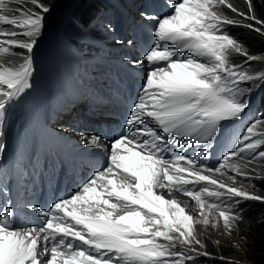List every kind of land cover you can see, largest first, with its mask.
Listing matches in <instances>:
<instances>
[{
  "label": "snow or ice",
  "instance_id": "snow-or-ice-1",
  "mask_svg": "<svg viewBox=\"0 0 264 264\" xmlns=\"http://www.w3.org/2000/svg\"><path fill=\"white\" fill-rule=\"evenodd\" d=\"M244 2L247 12L231 0H166L165 12L141 13L154 40L129 61L144 76L124 130L110 144L96 132L81 136L87 147L105 155V162L47 210L26 204L39 219L21 220L11 201L0 203V264H193L200 256L211 258L184 247L206 246L198 226L238 231L245 218L241 203H264V197L192 169H235L246 179H264L230 161L241 156L264 162V131H257L264 114L244 126L215 166L199 162L205 151L190 155L185 149L207 146L223 125L242 120L250 104L248 85L264 82V70H249L250 62L264 56L250 54L228 31L242 27L264 35V19L255 15L253 0ZM89 4L69 0L71 15L77 17ZM53 8L46 0H0V138L8 107L32 87L33 53ZM234 56L244 60L236 63ZM4 148L0 142V153ZM174 191L191 198L195 207L167 198Z\"/></svg>",
  "mask_w": 264,
  "mask_h": 264
},
{
  "label": "trees",
  "instance_id": "trees-1",
  "mask_svg": "<svg viewBox=\"0 0 264 264\" xmlns=\"http://www.w3.org/2000/svg\"><path fill=\"white\" fill-rule=\"evenodd\" d=\"M57 1L58 0H46V2L51 3L53 6L54 4H56ZM90 1L91 3L89 4V7L86 10L79 13L77 17L68 19V24L70 26L83 24L85 27H87L88 17L91 13V10L94 8V6L98 4L99 0ZM231 2L241 11H248L247 5L245 4L244 0H231ZM253 7L255 10V15L260 19H264V0H253ZM222 10L227 15L234 16V14L231 13L230 10L226 8ZM229 28L231 34L238 37L246 45L250 54L264 56V35H260L259 33L249 30L247 28L231 26ZM234 58L237 61L244 60V57L242 56H234ZM250 63L254 64L252 66L254 69H258L264 66V60L254 62L252 61ZM262 127L264 128V125H262ZM253 185L256 187L262 185L261 188L264 190V184H259L257 180L253 183ZM241 205H244L242 209L244 210L245 218L242 223H239L238 231H234V233L236 234V236H239L245 241H247V245L252 248V250L248 249V252L251 251L252 253H248L246 256L250 263L264 264V203L252 202L251 205L248 203H241ZM204 239L206 246H204L203 248L205 251L220 257L222 255H228L232 253L229 247L225 246L224 244L215 245L213 241H210L206 238ZM203 258L205 261L208 262V259L206 257ZM213 262V264L220 263L219 259H214Z\"/></svg>",
  "mask_w": 264,
  "mask_h": 264
},
{
  "label": "rangeland",
  "instance_id": "rangeland-1",
  "mask_svg": "<svg viewBox=\"0 0 264 264\" xmlns=\"http://www.w3.org/2000/svg\"><path fill=\"white\" fill-rule=\"evenodd\" d=\"M58 2L59 3H56V5H58V6L55 5V7H57V9L53 10L50 15L46 16V19L49 17V21H52L53 24H55V22H57L60 19H63V21H64V18L67 19L66 15L69 16V19L73 18V16L70 14L69 0H58ZM90 3H91V1H90ZM97 22H98V19H93L92 22L88 23V29L91 31V33L96 34V35H100L102 37V39L108 38L107 31L105 29H103ZM76 26H78V25H76ZM71 27H75V26H71ZM54 30H55L54 26L47 27V35L43 38H40L38 41V42L46 43V47H47L46 56L47 57H48V53L50 51L58 52V46L56 44V38H57V36L61 35L62 33H58V31L56 32ZM74 37H76L78 39V43H79V41L84 42V37L82 35L75 34ZM90 40L94 43V45L98 44V42H96L94 38H91ZM49 60L53 61V56L50 57ZM258 84H259V82H256L255 84L250 83L248 85L249 87L252 88V91H251V94L249 95V97L252 95H255L256 90L259 88ZM232 164L235 165V164H237V162L236 163L233 162ZM256 167H263L264 168V163H258L256 165L246 166V168L248 170H250L252 175L258 176V177H264V172L259 173V171L256 169ZM230 172H226V173L229 175H232V176L235 175L234 169L230 170ZM222 175L223 174H218L216 176H212V179L220 180L223 184H225L227 186L234 187V188L241 189V190H245L252 195L264 197V190L261 188L262 185H259L258 187H256V186L254 187L252 185V183H250L249 181L241 180V178H239L238 175H236L239 178L238 183L227 184V183H224V179L222 178ZM254 180L255 181L257 180L260 184H264V179L258 178V179H254ZM177 200H181L180 202L183 201L184 203L185 202L193 203L192 201L187 200L185 198L177 197ZM252 202H258V201L248 200V201H245L243 203H248L251 205ZM193 206L195 207L194 203H193ZM243 206L244 205H240L241 208ZM197 231L199 233V238L201 239V241L204 245H205V241H204L205 239L204 238H206L210 241H213L215 245L224 244L225 246L229 247V249L232 253H230L228 255H222L220 257V256H216V255L209 253L210 257L220 260L219 264H223V262L220 258H224L225 260L237 261L238 264H252V263H250V261L246 257L248 253H252L251 251L248 252V249L252 250V248L247 245L248 244L247 241H245L244 239H242L239 236H236L234 231L229 233V231L224 227H217L215 229H212V228L206 229L204 226H198ZM184 247L195 248L196 251L201 252V253L207 252L204 250V248H203L204 246L202 247V246L195 245V244L190 245V246L184 245ZM206 258H209V257H206ZM263 260H264V258H263Z\"/></svg>",
  "mask_w": 264,
  "mask_h": 264
},
{
  "label": "bare ground",
  "instance_id": "bare-ground-1",
  "mask_svg": "<svg viewBox=\"0 0 264 264\" xmlns=\"http://www.w3.org/2000/svg\"><path fill=\"white\" fill-rule=\"evenodd\" d=\"M43 61L45 62V63H48V57L46 56V55H44V57H43ZM109 91L110 92H112V96L111 97H105V96H101V98H102V100L103 101H110V102H113V104H115L116 106H118V105H122V103H123V101H121V97H124L125 99H124V101H126L128 98L127 97H125L124 96V94L122 93V92H120V91H118V92H116V90H114V89H112V90H110L109 89ZM86 100H84V102H85ZM83 103V102H82ZM88 104H91L92 103V101H90V102H87ZM88 104H86V105H88ZM59 128V127H58ZM57 128V129H58ZM63 129V128H62ZM236 131H239V130H236ZM42 150H45V149H42ZM56 151H58V150H56ZM54 153H56V152H54ZM54 155V154H53ZM91 164V169H90V173L89 172H87V173H85V174H83V175H80V176H78L73 182L74 183H76L77 181H78V183H80V182H83V181H86L88 178H89V176H90V174L92 173V171L95 169V168H97V167H99L100 165H98V164H96V163H90ZM251 165H254V164H251ZM256 169L259 171V173H263L264 172V168L263 167H256ZM227 172H230V170H227ZM231 173V172H230ZM218 175V174H217ZM81 177V178H80ZM222 178L224 179V183H227V184H236V183H238L239 182V178L235 175V178H234V176H232V175H229V174H227V173H225V174H223L222 175ZM23 194H25V199L24 200H27V199H32V198H37L36 196H34V194L32 193V192H30V191H24L23 192ZM65 194V193H64ZM167 195V194H166ZM179 201H181V200H179ZM53 202V199H51L50 201H48L47 203L48 204H51ZM182 203L183 204H186V205H188L189 206V208H193L194 206H193V203H191V202H183L182 201Z\"/></svg>",
  "mask_w": 264,
  "mask_h": 264
},
{
  "label": "clouds",
  "instance_id": "clouds-1",
  "mask_svg": "<svg viewBox=\"0 0 264 264\" xmlns=\"http://www.w3.org/2000/svg\"><path fill=\"white\" fill-rule=\"evenodd\" d=\"M55 5V4H54ZM230 30V29H229ZM260 127H262V126H260ZM258 130H261V131H264V128L262 127V128H259ZM258 163H264V162H257V164ZM251 165V164H250ZM249 165V166H250ZM254 165H256V164H254ZM211 178H212V176H211ZM216 181H219V182H221L220 180H216ZM250 183H252V185H253V183L255 182L254 180H250L249 181ZM260 184V183H259ZM254 186V185H253ZM255 187V186H254ZM170 198H176L177 199V197H175V196H170ZM180 246H178V248H179ZM209 253V252H208ZM204 256H200L199 257V259L201 260V263L202 264H213V263H215V262H213V260H214V258H207L208 259V262L207 261H205L204 260V258H203ZM220 261V260H219ZM213 262V263H212Z\"/></svg>",
  "mask_w": 264,
  "mask_h": 264
}]
</instances>
